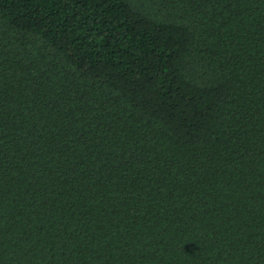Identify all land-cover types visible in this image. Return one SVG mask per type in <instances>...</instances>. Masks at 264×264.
<instances>
[{
	"label": "trees",
	"instance_id": "1",
	"mask_svg": "<svg viewBox=\"0 0 264 264\" xmlns=\"http://www.w3.org/2000/svg\"><path fill=\"white\" fill-rule=\"evenodd\" d=\"M0 264H264V0H0Z\"/></svg>",
	"mask_w": 264,
	"mask_h": 264
}]
</instances>
